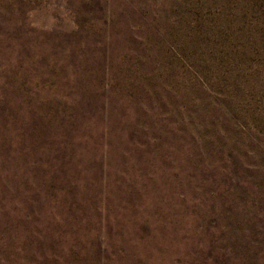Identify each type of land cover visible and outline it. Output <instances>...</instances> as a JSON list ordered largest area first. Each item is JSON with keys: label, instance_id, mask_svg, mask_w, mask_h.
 I'll return each mask as SVG.
<instances>
[{"label": "trees", "instance_id": "trees-1", "mask_svg": "<svg viewBox=\"0 0 264 264\" xmlns=\"http://www.w3.org/2000/svg\"><path fill=\"white\" fill-rule=\"evenodd\" d=\"M127 1L135 14L132 26L140 31L123 38L113 77L119 93L113 107L122 117L130 109L135 113L127 140L139 136L151 143L156 162L149 166L165 174L158 182L182 185L226 207L222 221L229 214L238 223L264 218V26L244 22L239 14L260 0ZM242 2L244 9L237 6ZM86 5L85 15L76 10L78 51L63 47L57 62L51 120L41 124L33 118L17 132L31 137L20 138L29 146L18 147L23 167L18 165L8 182L1 178L2 188L12 179L15 186L57 189L104 183L106 135L124 132L111 122L116 111L109 116L107 105L109 26L116 31L120 20L111 17V0ZM88 54V62L80 59ZM48 80L35 79L34 86H49ZM27 98L39 108L44 107L39 101L47 102L38 93ZM43 112L33 111L40 121ZM13 143L9 138L5 150Z\"/></svg>", "mask_w": 264, "mask_h": 264}, {"label": "rangeland", "instance_id": "rangeland-1", "mask_svg": "<svg viewBox=\"0 0 264 264\" xmlns=\"http://www.w3.org/2000/svg\"><path fill=\"white\" fill-rule=\"evenodd\" d=\"M88 1L0 0V182L4 177L2 181L8 182L18 165L23 167L16 152L21 143L29 146L20 138L31 137L17 132L29 120L41 124L51 120L48 109L57 99V62L63 47L77 50L76 10L85 15ZM122 1L129 14H123ZM245 3L237 6L244 9ZM259 3H249L251 11L239 13L244 22L264 26V0ZM111 11V17L120 21L116 31L109 26L107 105L109 116L116 111L111 122L124 132L121 137L114 132L106 135L104 183L57 189L15 186L19 183L12 179L7 188L0 186V264H264L263 217L238 223L229 214L222 221L226 207L203 200L202 193L182 185L158 182L165 174L150 167L156 162L149 152L151 143L139 136L127 140L135 113L130 109L122 117V111L113 107V98L119 95L113 77L124 37L140 29L132 26L135 14L127 0H111ZM89 58L88 54L80 59ZM42 78L49 79V86L35 87L34 80ZM28 93H38L47 101H39L44 107L28 102ZM38 109L44 111L41 121L33 113ZM11 137L13 147L5 150Z\"/></svg>", "mask_w": 264, "mask_h": 264}]
</instances>
